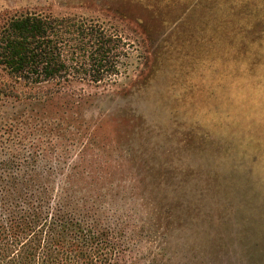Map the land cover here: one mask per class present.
I'll return each mask as SVG.
<instances>
[{
	"label": "rangeland",
	"instance_id": "rangeland-1",
	"mask_svg": "<svg viewBox=\"0 0 264 264\" xmlns=\"http://www.w3.org/2000/svg\"><path fill=\"white\" fill-rule=\"evenodd\" d=\"M232 8L264 29V0H0L7 16L95 19L131 44L114 82H23L22 102H0V121L59 125V166L91 172L130 235L125 264H264V64L260 85L233 69ZM259 44L264 63V32Z\"/></svg>",
	"mask_w": 264,
	"mask_h": 264
},
{
	"label": "trees",
	"instance_id": "trees-1",
	"mask_svg": "<svg viewBox=\"0 0 264 264\" xmlns=\"http://www.w3.org/2000/svg\"><path fill=\"white\" fill-rule=\"evenodd\" d=\"M235 9L229 11L228 20L238 24L231 39H241L230 43L240 63L233 69L260 85L256 71L264 63L257 49L264 29H245ZM130 49L121 34L95 19L0 13V67L13 81L0 75V102H22L15 84L23 82H114ZM24 116L33 117L15 112L0 121V264H125L130 235L121 219L106 213L101 188L85 182L91 172L59 166L69 161L66 144L58 151L59 125Z\"/></svg>",
	"mask_w": 264,
	"mask_h": 264
}]
</instances>
